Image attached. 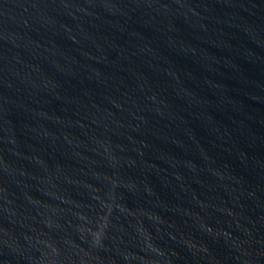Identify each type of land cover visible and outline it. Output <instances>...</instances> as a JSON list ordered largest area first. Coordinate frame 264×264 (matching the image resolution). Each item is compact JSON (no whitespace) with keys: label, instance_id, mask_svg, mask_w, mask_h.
Listing matches in <instances>:
<instances>
[{"label":"water","instance_id":"95a60500","mask_svg":"<svg viewBox=\"0 0 264 264\" xmlns=\"http://www.w3.org/2000/svg\"><path fill=\"white\" fill-rule=\"evenodd\" d=\"M0 264H264V0H0Z\"/></svg>","mask_w":264,"mask_h":264}]
</instances>
